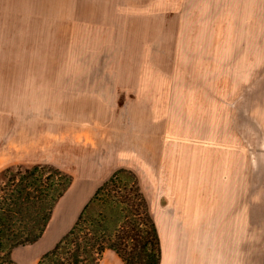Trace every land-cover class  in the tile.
Wrapping results in <instances>:
<instances>
[{"label":"rangeland","instance_id":"obj_1","mask_svg":"<svg viewBox=\"0 0 264 264\" xmlns=\"http://www.w3.org/2000/svg\"><path fill=\"white\" fill-rule=\"evenodd\" d=\"M160 122L171 152L154 165L158 186L145 190L129 166L109 172L121 179L82 215L75 264H126L95 246H107L126 220L141 222L134 181L159 235V264H264V0H0V195L22 178V165L39 163L32 178L50 186L49 204L71 175L63 203L87 185L88 168L113 154L114 135L126 141ZM180 145L207 149L206 156L232 146V161L244 165L243 174L233 170L226 199L217 194L223 186H212L206 217L179 216L161 191V178L177 179ZM190 173L200 187L201 174ZM41 206L31 208L26 232L41 228ZM58 213L52 209L43 238ZM83 236L93 245L88 252ZM75 246L65 241L58 262L72 264ZM31 248H14L13 264H35L43 253ZM4 254L0 262L10 264Z\"/></svg>","mask_w":264,"mask_h":264},{"label":"crops","instance_id":"obj_2","mask_svg":"<svg viewBox=\"0 0 264 264\" xmlns=\"http://www.w3.org/2000/svg\"><path fill=\"white\" fill-rule=\"evenodd\" d=\"M156 85H154L155 86L154 88L159 87V85L157 86ZM146 113L148 118L150 112L147 110ZM162 122L158 124L159 125L158 127L153 129L151 128V130L148 129L149 133L148 131H146L141 135L137 134V136L136 135L134 137L131 136V139H127L126 141H124L122 135L120 136L114 135L113 154L104 157V159L99 164V166L88 168L89 173L86 174L87 185H82L81 188L73 190L68 196L67 201L63 203H59V201L65 194H63L60 197V199L57 201L54 207V210L55 208H57V211H59L57 215V220L54 223V227L51 230H49V233L45 238L43 237L44 234L48 231L47 229H45L43 235L36 242L27 244L32 246L30 252L35 254L44 253L45 251L49 250V248L51 249L54 246V244L72 226L77 216L79 215L80 211L82 210L83 206L93 195L95 189L108 178L106 177L107 174L112 170H114L115 168L119 166L120 167L129 166L131 169H134L135 172L138 174L137 178L140 180L139 181L140 184L141 185L143 184L145 190L147 189L148 185L153 186L155 184V186H158L159 182H157V172L155 170L154 165H156L157 161L160 162L161 164L167 162L168 156L171 152L169 148H167L164 145V141H165L164 130L166 128L165 126L162 127ZM139 136H140V141H138ZM156 140L160 141V143H158L159 146H156L155 144ZM138 142L140 145L145 147L143 150L139 148L140 145H138ZM128 146L130 147V150H128L131 153L130 157H127L129 155H127V153H124L126 152L125 150L123 151V147L128 148ZM183 149L184 148H182L180 145L176 151V153L178 154L177 157L178 160L172 161L174 165V169H177V173H176L177 179L176 180L173 179L175 178L174 176L175 174L169 176L170 178L168 179L170 180H165L161 178L160 179L161 191L163 195L164 194L167 195V199H168L167 204L173 209L174 212L176 211L179 214V216L184 215V217L191 216L194 218L196 217L203 218L204 216L206 217L210 215V213H206L204 211L209 210L212 207L210 205L212 203L208 204V202L212 201L213 199L212 198L209 199L208 195L212 194L214 185L220 187L223 186L220 188L221 191L219 190L217 194L220 195L219 199L221 197L222 200L226 199V194H225L226 188L228 186L231 188L233 187V179H232L233 170L235 169L238 173L243 174L244 165L242 162L239 164H235L232 161V157L229 154L232 152L233 149L232 146L228 147L229 150L226 147L224 149L221 148H216L214 150L210 149L209 153H211V156L205 155L204 152L208 150L204 148L187 147L185 148V150ZM144 154H146L147 156H145ZM209 158L211 159V161L212 159L216 158V162L209 161L208 160ZM191 159L196 160L197 164L199 162V166H195L194 164V167L191 168L187 164L188 161H190ZM190 170L194 178L199 174H201L202 178L198 181V182L201 181L200 187H197V181L194 182L196 184V187H193L191 182L188 181V176L191 175ZM164 176L166 177V175ZM243 182L244 180L241 183ZM96 184L99 185L95 188ZM174 204H177V208L175 207ZM187 205H189V207ZM186 209L188 212L186 211ZM195 221H194L195 224H197L198 222L200 223V221L197 222ZM182 227L185 231V227H187V224L184 223ZM61 234L63 235L61 236ZM195 264H203V262H195Z\"/></svg>","mask_w":264,"mask_h":264},{"label":"trees","instance_id":"obj_3","mask_svg":"<svg viewBox=\"0 0 264 264\" xmlns=\"http://www.w3.org/2000/svg\"><path fill=\"white\" fill-rule=\"evenodd\" d=\"M41 165L43 164L30 163V165H22V178L16 182V176L13 177L10 181L13 182L15 180V183H8V186L11 185L10 190L5 189L6 191H3L4 195H0V256L1 253L4 252V255H6L10 264L14 263L11 257V251L14 248L34 243L43 235L46 229L44 226L50 217L52 209L72 183L71 175L67 176V182L64 184L63 191L58 196V199L54 200L55 204H49L47 199L50 197V191L48 190L50 189V186L45 188L44 186L47 184L45 183V180L32 178L34 173H36L34 172L36 168ZM56 169L58 170L59 168ZM6 170L7 169L3 170V177H5L4 172ZM119 179H121L120 171H114L112 175H110L95 189L93 195L83 206L69 230L54 244L51 249L45 251L35 264H45L44 261L52 257L54 258L51 260L50 264H63L58 262L55 255L62 247V244L68 239L73 246L76 245L69 253L73 259L72 264L77 262L81 248H79L80 244H77V239L75 240L74 238V233L82 215L84 214L88 204L95 199V196L100 191L109 190L110 186ZM15 184L17 187L14 186ZM129 189H131L132 192L131 201L136 209L134 216L140 217L139 220H141V222L137 219L126 220V222L115 231L113 239L109 242V244L107 246L97 244V246H95V252L96 254H100L108 247L119 254L126 264H159L161 258L159 235L154 221L149 213L147 202L136 181L132 182ZM37 202H40L42 206L36 211L39 213L40 218L39 221L35 222L38 227L41 226V228H38V231L28 230L26 232L27 218L32 212L31 208L35 207ZM20 225L22 228H18ZM81 238H84L83 242L86 245V252H88L89 247L91 248L93 245L91 244V246H88L89 238L86 236ZM81 238L79 239L81 240ZM83 251L85 252L84 249ZM0 264L2 263L0 262Z\"/></svg>","mask_w":264,"mask_h":264},{"label":"bare ground","instance_id":"obj_4","mask_svg":"<svg viewBox=\"0 0 264 264\" xmlns=\"http://www.w3.org/2000/svg\"><path fill=\"white\" fill-rule=\"evenodd\" d=\"M188 207H189V205H187ZM183 210H184V208H183ZM192 210V209H191ZM186 211H187V209H186ZM188 212V211H187ZM192 212V211H191Z\"/></svg>","mask_w":264,"mask_h":264}]
</instances>
